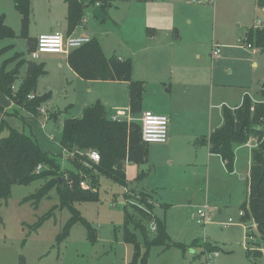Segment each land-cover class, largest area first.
<instances>
[{
    "label": "rangeland",
    "instance_id": "1",
    "mask_svg": "<svg viewBox=\"0 0 264 264\" xmlns=\"http://www.w3.org/2000/svg\"><path fill=\"white\" fill-rule=\"evenodd\" d=\"M15 1L0 0V17L15 32L14 38L0 41V51L5 49L0 54V72L6 61L8 72L18 68L20 62L15 55L19 54L26 65L21 68L14 87L18 90L29 63L44 65L46 74L38 81L36 96L51 93L52 98L51 103L42 105L39 116L33 118L23 110L11 114V102L0 94V123L6 121L20 132L33 135L44 150L60 156L64 169L75 171L60 146L64 119L79 116L80 108L91 101L102 106L104 102L117 104L124 92L127 93V87L100 83L89 89L70 69L66 55L43 54L34 60L32 52L38 36L54 32L69 35L67 3L66 0H31V21L25 34ZM86 2L105 4L108 18L102 22L93 15L95 5L87 8L85 27L78 28L75 35L88 34L101 44L108 57L132 59L131 53L135 52V42H138L134 36L136 25L153 8L152 3ZM166 3L176 9L179 23L185 24L187 17L193 20L191 29H195L193 34L197 38L187 48L190 58L179 63V67L192 74L197 85L187 94L175 85L171 94L165 92L166 88L164 93L161 88L155 93L153 85V91H145L143 102L153 106L155 113L162 114H169L180 106L179 117L189 120L193 129L196 118L218 115L216 106L220 103L223 112L243 103L245 95L254 105L262 103L264 50L249 48L245 40L247 29L261 28L264 23V9L258 6L257 0H169ZM213 41L222 50L218 59L211 56ZM2 109L7 112L3 113ZM54 116L60 121L57 127L53 124ZM2 135L6 136L7 130ZM178 142L179 146L170 150L162 144L149 145V154L152 151L149 161L139 171L134 165L128 172V194L120 185L101 178L97 201L75 202L63 207L57 187L44 197L35 196L45 180L28 186L15 185L12 196L0 200V264H128L135 248L125 241L127 230L136 234L145 253L141 230L126 218L130 213L138 222L142 221L136 215L137 209L148 216L157 214L166 221L172 243L184 246H154L147 264H264V244L260 242L256 226L245 223L241 216L247 200L254 141L235 146L234 174L219 161L210 163L208 170V161L195 150L199 143L191 133L181 135ZM154 198L158 200L157 207ZM206 203L209 223L198 224L197 210ZM165 205L169 207L165 209ZM141 212L138 214L143 216ZM75 216L83 218L89 226L76 223L63 239L67 225ZM230 219L233 223H229ZM247 228L253 239L247 238ZM149 231L154 236L150 228ZM206 245L216 248L208 250Z\"/></svg>",
    "mask_w": 264,
    "mask_h": 264
},
{
    "label": "trees",
    "instance_id": "2",
    "mask_svg": "<svg viewBox=\"0 0 264 264\" xmlns=\"http://www.w3.org/2000/svg\"><path fill=\"white\" fill-rule=\"evenodd\" d=\"M66 3L69 34H72L82 23L87 5L91 7L97 3L92 5L86 0H66ZM15 4L21 15L23 33L26 34L31 21V0H16ZM257 4L264 9V0H257ZM100 8L105 12V4ZM245 35L249 45L264 50V23L261 28L247 29ZM14 37L15 32L5 24V18L0 17V41ZM4 51H0V54ZM15 58L20 62L18 68L8 72L9 62L6 61L0 72V94L14 104L18 111L23 110L33 118L38 117L42 105H46L52 98L51 93L36 96L38 81L46 74L45 66L29 63L23 82L15 90L21 68L26 65L25 60H20L19 54ZM67 61L72 71L85 81L129 83L131 115L136 118L142 112L146 86L143 82L133 80L134 66L131 59L107 57L101 44L93 39L89 44L70 52ZM31 95H35V98L30 99ZM262 95L264 97V84ZM223 117V126L216 129L206 143L209 144L210 152L219 155L230 172H233L236 159L235 146L246 145L251 140L257 143L247 183L248 196L242 211L244 222L256 226L260 242L264 244V132L260 131L264 127V101L254 105L246 96L239 109L231 112L226 108ZM5 130L6 136L2 135ZM60 146L75 171L64 169L60 156L44 151L33 135L18 131L6 121L1 122L0 200H8L15 185L28 186L38 180H45V185L35 196L44 197L53 187H57L63 207H70L75 202L97 201L101 178L127 188V165L140 168L149 160V145L142 139L141 124L137 121L112 120L100 103L86 108L81 118L69 117L64 120ZM90 151L99 153V163L88 158ZM40 166L42 169L38 172ZM81 182H86L89 189H83ZM137 211L135 214L140 215L142 221L138 222L135 215L130 213H127L126 218L133 222L136 229L141 230L145 253L141 251L136 234L127 230L125 241L135 248L133 259L128 264H147L150 250L154 246L184 247L183 244L172 243L164 220L143 212L141 216ZM152 222L157 226L154 236L148 227ZM76 223L87 225L83 218L75 216L67 225L63 239ZM206 248L213 250L216 247L206 245Z\"/></svg>",
    "mask_w": 264,
    "mask_h": 264
},
{
    "label": "crops",
    "instance_id": "3",
    "mask_svg": "<svg viewBox=\"0 0 264 264\" xmlns=\"http://www.w3.org/2000/svg\"><path fill=\"white\" fill-rule=\"evenodd\" d=\"M168 1L169 0H135L137 4L140 3L142 5L143 3H152L153 8H151L150 11L146 12L145 15L142 18H140V21L136 25L134 36L138 42H135V49H134L135 52L131 53L133 54L132 59L124 58V57H118V58L122 60H125V59L132 60L133 66H134L133 67V80L138 81V82H143L146 86L145 91L148 92L150 89L153 91L152 86L154 85L156 86L155 93L157 92L158 88H161L162 89L161 93H164L163 88H166L165 92L168 94H171V92L173 91L174 85H175L177 88L184 90V93L187 94L189 90L197 82L194 80V78H191L192 74H189V72H185L184 68L181 69V67H179V63L186 62L190 58L191 54L188 52L187 48L188 46L192 45L191 42L194 41L197 38V36L193 34L195 32V29L194 30L191 29L193 20L187 17V21L185 22V24L179 23L178 20H176V15H175L176 9L173 8V6L172 8L171 7L169 8L168 3H166ZM105 13L108 16L107 11ZM76 32H77V29L73 33L75 34ZM36 43H37V39L35 41V44ZM213 44H215L214 41L212 42V50H213ZM216 44H219V43H216ZM211 56H212V53H211ZM67 57L68 55H66V61H67ZM213 59H218V58H213ZM73 73L77 76V79H80L81 81L86 82V84L89 85L88 86L89 89H91V87H96L95 85H98L100 83L121 84L127 87L126 88L127 93L124 92L122 99H119L116 101L117 104L115 103L112 105H107L104 102L105 106L103 105V107L109 118H114V117L118 118L120 114L122 115L120 117V120L128 121L131 118H134V116H132L130 112L129 83L118 82V81H85L81 79L80 77H78V75L74 71ZM192 82L194 83L193 85H192ZM167 83H170V88H167ZM245 97L243 98V102H244ZM49 102L51 103V100ZM93 105H94V101L84 104L79 110L80 115L71 117V118H81L84 110ZM242 105L243 103L240 102L238 105H234L231 108L229 107V109L237 110ZM145 106H146V109L143 110ZM216 107L219 110V114L216 116L210 115L209 119L208 118L206 119V117H203L202 119L196 118L195 124H194V127H196L195 129L191 128L192 123L189 120H185L179 117V114H181L180 106L175 107L176 110L172 109L169 114L167 113L162 114L159 112L156 113L160 115H165L169 118L168 142L162 145H164V147H166L167 150H170L175 147L177 148L179 146L178 139L180 138V136L181 135L186 136L188 133H191V136L192 138H194V141L199 143L198 147H195V150L198 151L203 156V158L208 161L207 169L210 170L209 169L210 163H215L216 161H219L221 165L223 164V166L225 167V164L223 160L221 159V157L219 155L212 154L210 152L209 144L206 143L209 140V137L211 136V134L216 129L222 127L224 124L223 110H221L222 103L218 104ZM10 108H11V111H13V113L11 114H15V111L17 110L16 106L11 103V105H9V109ZM153 109H155L153 106L146 105V103L143 102L142 112L138 116L141 117L144 112H148V111L155 113ZM68 111L69 110H67L66 112ZM2 112L3 113L7 112V110L5 111L4 109ZM11 116L17 117L15 115H11ZM52 120H53V124H56V127H57V125L60 123L58 116H54ZM192 133H194V135H192ZM254 146L256 149L257 143L255 141H254ZM62 152L64 151L62 150ZM151 153L152 151L150 150L149 155H151ZM132 166L134 165L129 164L126 167L127 177H129L128 172L131 170ZM137 171H139V167ZM234 173H235V170L233 168V172L231 174H234ZM246 191H247V196H248V188ZM148 193L151 194V192H148ZM155 202H156V207H157L158 200H155ZM206 204L208 205V203ZM168 207L169 205H165V209H167ZM155 214H156V208H155ZM156 216L159 217L157 214ZM208 217H209V214H208ZM166 227H167V223H166ZM175 243H178V242H175Z\"/></svg>",
    "mask_w": 264,
    "mask_h": 264
},
{
    "label": "built area",
    "instance_id": "4",
    "mask_svg": "<svg viewBox=\"0 0 264 264\" xmlns=\"http://www.w3.org/2000/svg\"><path fill=\"white\" fill-rule=\"evenodd\" d=\"M100 6L99 3L95 5ZM86 20L85 17L82 20V23L78 28L83 29L85 26ZM77 28V29H78ZM93 39L88 34H82L76 36L74 33L69 35H63L60 32L50 33V34H42L37 38L36 49L32 52V58L34 60H38L41 58L43 54H57V55H69L73 50L79 49L86 44H89ZM249 48H252L251 45L248 44ZM222 50L220 45L213 44L212 57L219 58L221 56ZM30 99H34L35 96L31 95ZM42 112L45 113L43 110ZM122 115L120 114L119 117ZM118 117V118H119ZM117 117L112 118L114 121H121L120 118ZM137 121L141 124L142 127V139L144 143L150 144H166L169 138V118L165 115L156 114L153 112H144L142 116L138 119L131 118L128 122ZM88 158L94 162L99 163L101 158L97 151H90L88 153ZM42 169L40 166L38 168V172ZM80 186L83 189H89V185L86 182H81ZM125 192L128 194L130 190L128 188H124ZM208 210L209 206L204 205L199 208L196 213V220L198 224L206 225L208 223ZM241 216H244V212L241 211ZM229 223H233L230 219ZM150 230L155 233L157 231V226L154 222L149 225ZM250 231L247 228V238L249 236ZM250 239H253L249 236ZM217 256V254H216Z\"/></svg>",
    "mask_w": 264,
    "mask_h": 264
},
{
    "label": "water",
    "instance_id": "5",
    "mask_svg": "<svg viewBox=\"0 0 264 264\" xmlns=\"http://www.w3.org/2000/svg\"><path fill=\"white\" fill-rule=\"evenodd\" d=\"M87 8H90V6L87 5ZM93 15L97 17L98 19H100L102 22L106 21L108 18L107 14L104 11H102V9L99 6H96L94 8ZM260 131L264 132V127L260 128ZM60 181L62 182V180Z\"/></svg>",
    "mask_w": 264,
    "mask_h": 264
}]
</instances>
